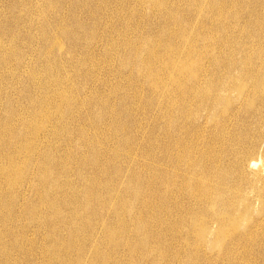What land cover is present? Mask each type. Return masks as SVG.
<instances>
[{"label": "rangeland", "instance_id": "rangeland-1", "mask_svg": "<svg viewBox=\"0 0 264 264\" xmlns=\"http://www.w3.org/2000/svg\"><path fill=\"white\" fill-rule=\"evenodd\" d=\"M216 1L0 0V262L264 264V98L246 89L213 107L195 97L264 72V0H227L215 30ZM179 139L207 161L219 150L227 181L217 171L201 181L223 201L152 218L143 183ZM248 233L258 243L237 250Z\"/></svg>", "mask_w": 264, "mask_h": 264}, {"label": "bare ground", "instance_id": "bare-ground-1", "mask_svg": "<svg viewBox=\"0 0 264 264\" xmlns=\"http://www.w3.org/2000/svg\"><path fill=\"white\" fill-rule=\"evenodd\" d=\"M143 0H141L142 2ZM37 4V3H36ZM35 4V5H36ZM142 4V3H141ZM147 4V3H146ZM227 4V5H226ZM140 5V4H139ZM145 5V4H144ZM229 2L227 0H217L215 3L210 4L209 9L210 11L215 15L214 16V29L216 30L219 25L220 22L217 21V19L221 18L222 16H224V13L227 11ZM143 6V4L141 5ZM140 7V6H138ZM144 7V6H143ZM233 7H235L236 9L238 8L237 4L234 3ZM145 9V8H144ZM140 10V9H139ZM141 11V10H140ZM50 12V11H49ZM147 12V11H146ZM145 13V12H144ZM142 14V11L141 13ZM144 15V14H143ZM229 16V15H228ZM234 18V17H233ZM231 21V20H230ZM232 22V21H231ZM233 24V23H232ZM259 24H260V28L263 29L264 27V17L263 15L259 16ZM252 29V27H251ZM192 32V31H191ZM242 34H249V28L247 31H242ZM255 36V34H253ZM71 41L70 44H76V40L74 38H72V36H69ZM253 37V36H251ZM72 42V43H71ZM188 43V42H187ZM186 47V44H185ZM240 50V49H239ZM258 55H263L264 54V47H260L259 51L257 52ZM155 56V55H154ZM239 56V55H238ZM164 60V59H163ZM179 61V60H178ZM178 64V62L176 63ZM247 64L249 65V72L252 73L250 71L251 69V60L247 61ZM143 66V65H142ZM146 66V65H145ZM179 66V65H178ZM181 66V65H180ZM169 67V66H166ZM176 67V66H175ZM183 66H181L182 68ZM146 68V67H145ZM263 69H264V64H263ZM148 70V69H147ZM146 70V72H147ZM145 71V70H144ZM174 71V70H173ZM149 73V72H148ZM173 74V73H172ZM249 75V73H248ZM217 81H220V79H217ZM150 82V81H149ZM221 82V81H220ZM151 83V82H150ZM148 83V84H150ZM246 89H248L247 93H252L253 98L255 99V97H262L264 98V72L260 75H255L252 78H238L237 80H233L231 79L228 83H222L220 85H216L213 84V86H201L200 90L198 93V96L196 95V100H198L199 105H204V104H209V105H213V107H216L217 105H227L229 103L227 94L230 92H237L238 94H242ZM194 92V89L192 87H189L186 89V92L184 93V97H189L190 95H192ZM229 95V94H228ZM163 97V96H162ZM61 100V98H60ZM26 104V103H25ZM60 107V106H59ZM65 108V107H64ZM66 109V108H65ZM47 110V109H46ZM59 110V109H58ZM61 110V109H60ZM68 110V109H67ZM66 110V111H67ZM55 112H57V110L55 109ZM49 115V114H48ZM47 115V116H48ZM36 119V118H35ZM34 119V120H35ZM49 120V119H48ZM42 123V122H41ZM31 124V123H30ZM3 126V125H2ZM35 126V125H33ZM38 126V125H37ZM118 126V131L119 130H124V128L121 125H117ZM5 127V126H4ZM22 127V126H21ZM45 127V126H44ZM2 128V127H1ZM34 128V127H33ZM17 129V128H16ZM42 130V128H41ZM40 130V131H41ZM37 131V130H36ZM33 132V130H32ZM1 133V132H0ZM21 133V132H20ZM31 133V131H30ZM37 133V132H36ZM35 133V134H36ZM11 135V133H8ZM33 134V133H32ZM134 134V132H133ZM9 135V136H10ZM13 135V134H12ZM19 135V133H18ZM137 134H134V136H136ZM34 136V134H33ZM32 136V137H33ZM17 137V135L15 136ZM31 137V136H30ZM145 137V136H144ZM165 138L168 139V135L165 136ZM10 139V138H9ZM12 139V137H11ZM17 139V138H16ZM34 139V138H33ZM30 138V140H33ZM29 140V138L27 139ZM29 140V141H30ZM10 141V140H9ZM28 141V142H29ZM18 142V141H17ZM20 142V141H19ZM27 142V141H26ZM27 142V143H28ZM150 146L154 145L156 143V139H154L152 136L151 138H149L148 140ZM8 144V143H7ZM17 144V143H16ZM20 144V143H19ZM32 144V143H31ZM10 145V143H9ZM29 145V144H28ZM140 145V144H139ZM16 146V145H15ZM19 146V145H18ZM185 143L183 141V139H179L177 143H169L166 140V144L165 146L162 147L159 155H156L157 161H159V164L161 165V167L159 168H153L151 169L153 172V175H151V178H147L143 184H146L148 187L147 189L149 190V192H147V197L152 204H154V208L153 206H147L146 204H142V212L145 213L146 212H150L153 217L152 218H156L157 216H162V217H170L173 214H178L179 217H195L197 216V214H200L198 212V207L201 204H205L206 201L208 199H213V200H222V197H217L215 196H211L209 195V188L207 187V185H205L201 179L202 176L201 175H205L207 177L210 176H214L215 172L217 171L218 173H216L218 175L219 181L221 184H223L224 182H226V178H227V174L228 172L224 171V169H220L222 168L221 165L219 164L221 163L220 160V156H219V150L215 151L217 156H211L210 160L212 161H207V159L205 158L206 155H208L209 153H204L202 151H194V155L191 156L190 153L186 152L184 149ZM23 147V146H22ZM10 146L8 147L9 150ZM29 148V147H28ZM16 149V148H15ZM26 149V148H25ZM3 150V149H2ZM6 150V149H5ZM17 150V149H16ZM23 150V149H22ZM28 150V149H27ZM12 151V150H11ZM14 151V150H13ZM138 151V150H137ZM4 152V151H3ZM21 152L17 150V153ZM80 152V151H79ZM7 153V152H6ZM143 153H145L146 155L149 156V148L147 146V148H145V150L143 151ZM22 155V153H21ZM20 155V156H21ZM136 156V155H135ZM9 157V155H8ZM12 157V156H10ZM16 157V156H15ZM14 158V157H13ZM17 158V157H16ZM134 158V157H133ZM203 159L206 163V165L200 166V164H198V159ZM12 159V158H11ZM19 159V158H18ZM135 159V158H134ZM7 160V159H5ZM8 161V160H7ZM19 161V160H18ZM22 161V160H21ZM14 162V161H13ZM24 162V161H23ZM17 163V162H16ZM13 163V164H16ZM27 163V161L25 162ZM19 164V163H18ZM17 164V166H18ZM5 165V164H4ZM9 165V162H8ZM12 165V164H11ZM26 164H24L25 167ZM3 166V165H1ZM16 166V167H17ZM9 167V166H8ZM233 168L234 170L237 171H242L243 166L241 164H233ZM3 169V168H2ZM19 169V168H18ZM17 169V171H18ZM24 170V169H23ZM150 170V171H151ZM1 171V169H0ZM12 171V170H11ZM20 171V169H19ZM8 172V171H7ZM14 172V171H13ZM23 172V171H22ZM15 173V172H14ZM1 175V174H0ZM4 175V173H3ZM2 176V175H1ZM0 176V177H1ZM8 176V175H7ZM18 176V174H17ZM7 178V177H6ZM11 178V177H10ZM12 178H16V177H12ZM21 178V177H20ZM4 179V178H3ZM14 180V179H13ZM3 181V180H2ZM17 181V180H16ZM7 182V181H6ZM9 182V181H8ZM29 182V181H28ZM258 182L262 183L264 185V176L261 174L260 177H258ZM1 183V181H0ZM15 183V181H14ZM3 184V183H2ZM7 184V183H6ZM5 184V185H6ZM9 184V183H8ZM13 184V183H12ZM51 185V184H50ZM122 187V186H121ZM8 189V188H7ZM26 189V188H25ZM33 190V189H32ZM31 190V191H32ZM35 190V189H34ZM26 191V190H25ZM27 192V191H26ZM120 192V191H119ZM32 194V192L29 191V194ZM37 193V192H36ZM31 197V195H30ZM144 198V197H143ZM172 204L173 206L170 207L169 205ZM187 205H191V208L188 207ZM43 206V205H42ZM41 206V207H42ZM44 207V206H43ZM112 207V206H111ZM195 207V208H193ZM193 208V209H192ZM213 209V208H212ZM110 210V209H109ZM228 210V209H227ZM111 211V210H110ZM229 211V210H228ZM244 213V212H243ZM109 214V213H108ZM239 214V213H238ZM242 214V213H240ZM243 215V214H242ZM239 216V215H238ZM108 217V216H107ZM106 217V219H107ZM240 217V216H239ZM244 217V215H243ZM223 218V216H222ZM243 219V218H242ZM245 219V218H244ZM49 220V219H48ZM239 220V219H238ZM87 221V220H86ZM203 221V220H202ZM201 221V222H202ZM225 222V220H224ZM223 223V222H222ZM230 223V222H229ZM145 224V223H144ZM212 224V223H210ZM217 224V222H216ZM215 224V225H216ZM233 224V223H232ZM203 225V223H202ZM200 226V223H199ZM229 226V225H228ZM197 227V226H196ZM203 227V226H202ZM200 227V229L202 228ZM232 227V226H230ZM229 227V229H230ZM237 227V226H236ZM198 228V227H197ZM209 228V226H208ZM219 228V227H218ZM196 229V228H195ZM203 229H205L203 227ZM228 229V230H229ZM210 230V229H209ZM215 230V229H213ZM221 230L220 228L218 229V231ZM227 230V229H226ZM233 230V228H232ZM202 231V230H201ZM200 231V232H201ZM217 231V233H219ZM223 231V230H222ZM231 231V230H230ZM233 231H238V230H233ZM131 232V230H130ZM196 232V231H195ZM199 232V233H200ZM211 232V231H210ZM227 232V231H226ZM221 233V232H220ZM225 233V232H224ZM237 233V232H236ZM235 233V234H236ZM208 234L206 231H202L201 232V236L202 235H206ZM210 234V233H209ZM227 234V233H226ZM224 234V235H226ZM234 234V233H233ZM218 235V234H217ZM215 235V236H217ZM232 235V233H231ZM67 236V235H65ZM70 236V235H69ZM67 236V237H69ZM199 236V237H201ZM209 236V235H208ZM153 235H150V238H152ZM222 237V235H221ZM73 238V237H72ZM148 238V236H146V239ZM208 237H206L205 239H207ZM225 239V237H223ZM71 239V238H70ZM200 239V238H199ZM203 239V241L205 240ZM218 239V237H217ZM66 240V239H65ZM69 240V239H68ZM216 240V239H215ZM227 240V238H226ZM74 241V240H73ZM145 241L144 238L140 239L139 243H134L133 245L136 246V248L143 250L145 248V245L143 244V242ZM201 241V240H200ZM214 240L212 239V242ZM217 241V240H216ZM68 242V241H67ZM71 242V241H70ZM128 242V241H127ZM126 242V243H127ZM237 242V250L239 249V247L242 245H254L258 243V236L254 235L253 233H248L247 235L241 236L239 238V240H236ZM63 243V242H62ZM72 243V242H71ZM70 243V244H71ZM199 243V242H198ZM203 243L206 244V241H204ZM61 244V243H60ZM67 244V243H66ZM109 244V243H108ZM121 244V243H120ZM202 245V244H201ZM110 246V244H109ZM108 246V247H109ZM206 246V245H205ZM204 246V247H205ZM126 247V246H125ZM68 248V246H67ZM66 248V249H67ZM93 248V247H92ZM203 249V248H202ZM107 250V249H106ZM105 250V251H106ZM205 250V249H204ZM203 250V251H204ZM97 251V249H96ZM104 251V252H105ZM68 252V251H67ZM74 252V251H73ZM103 252V251H102ZM89 253V252H88ZM91 254V252H90ZM71 255V254H70ZM74 255V254H73ZM99 255V254H98ZM76 257V256H75ZM256 260L258 259V256H256ZM26 256L21 257V260L14 263V262H6L5 260H2L0 262V264H25L24 262H27L28 260H25ZM100 258V257H99ZM82 259V258H81ZM86 259V258H85ZM104 259V258H103ZM109 259V258H108ZM84 260V259H82ZM91 260V259H90ZM98 260V259H97ZM248 258H242L240 259V261L238 262V264H246L248 262ZM76 262V261H75ZM91 262V261H90ZM75 264V263H74ZM83 264V262H82ZM88 264V263H87ZM108 264V263H106ZM204 264H209L208 262H205Z\"/></svg>", "mask_w": 264, "mask_h": 264}]
</instances>
